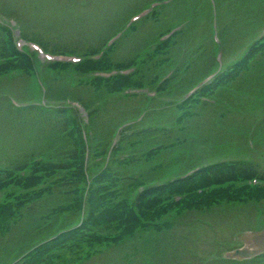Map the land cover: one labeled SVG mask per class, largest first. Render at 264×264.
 <instances>
[{
	"label": "trees",
	"instance_id": "16d2710c",
	"mask_svg": "<svg viewBox=\"0 0 264 264\" xmlns=\"http://www.w3.org/2000/svg\"><path fill=\"white\" fill-rule=\"evenodd\" d=\"M192 1L193 13L187 7V0L179 1L175 6L181 8V13L193 28H199L202 22L210 20L212 16L202 13L200 2L196 4V0ZM232 6L233 4H229L220 9V13L223 14ZM260 7L264 8V3ZM167 10L164 9L166 13ZM163 15L167 14L164 12ZM253 17L256 18L254 14ZM6 30L0 29V75L14 70L20 74L34 73L35 56L17 51L10 33ZM224 30L230 39L233 35L230 25L227 24ZM107 37L104 36L98 42L87 44L83 48L62 46L53 47L52 50L82 55L83 60L76 68L78 72L110 67L124 68L144 59L141 58L144 55L143 50L138 49L125 59L115 60L112 54L118 44H114L103 52L99 60H94L93 54L102 51ZM124 39L120 42L125 43ZM42 44L50 49L48 42ZM207 53H213V49L208 48ZM145 57L152 58L147 53ZM153 64L152 61L145 67L150 74L154 73L156 67V62L154 66ZM257 65L261 68L259 73L264 71V42L254 44L245 58L227 68V72L214 86L213 92L219 97L221 105L202 103V114H197L202 117L199 121L198 117L193 119L199 129L204 124L206 130L210 129V137L214 138L218 129L223 131L230 128L228 124L234 123V119L249 118L245 111L234 112V96L227 92L226 87L234 86L240 77L250 81L253 78L251 82L255 85L256 78L246 74L249 71L256 73ZM69 67L63 62L50 64L56 82L66 79ZM139 71L131 76L118 75L106 81L93 82L91 86L94 87V97L84 94L91 89L87 84L77 94H70L88 109V124L75 107L58 106L50 111L34 106L16 109L8 98L0 97V107L5 106L8 113L14 111L33 115L31 124L38 126L42 133L41 142L28 149H20L16 154L7 156L5 163H0V237H5L12 226L28 220L29 216L30 225L36 224L28 229V240L22 243L20 250L14 253V257L7 264H55L56 260L64 264H77L120 245L123 240L134 237L139 230L150 231L151 227H158L159 221L170 214L176 213L179 216L185 212L189 214V219L194 220L196 216L223 203L264 202V168L261 169L256 163L249 161L193 163L175 174L177 178L165 179L166 169L173 160L167 161L164 156L176 145L188 141L184 124L180 122L185 121L186 117L193 118L194 114L176 116L178 121L172 129L153 124L149 118L150 115L164 110L147 112L139 122L121 128L119 127L123 122L119 125L111 123L113 126L109 128L102 127L103 120L111 118V113L108 112L117 99L108 96L126 86L143 85L145 79L142 75L140 77ZM45 78L48 95H52L54 83L50 81L48 74ZM104 90L108 91L107 99L100 101ZM60 95L66 97L68 92L62 89ZM136 98L132 95L123 99L132 101ZM222 99L228 101L227 106ZM245 106L256 111L259 103L245 100ZM108 108L109 111H106ZM240 110L243 111L244 108ZM128 115H137V119L141 114L128 112L121 117ZM207 120L210 122L206 123ZM260 124L264 126L263 119ZM115 138L117 142L112 146ZM202 140L207 143L208 136ZM87 148L91 164L85 168ZM109 149L112 151L106 164V158L103 162L94 160V157H105ZM176 159L174 163L185 161L179 157ZM156 160L157 164L154 163ZM196 160H205L201 151L196 154ZM202 163L206 165L198 167L187 177H178L182 172ZM255 178L261 182L257 185L248 183ZM39 203L48 208L42 207L35 213ZM173 223L172 220L166 225L172 227ZM215 262L264 264V254L244 262L223 258ZM213 263L214 261L211 262Z\"/></svg>",
	"mask_w": 264,
	"mask_h": 264
},
{
	"label": "rangeland",
	"instance_id": "374dc122",
	"mask_svg": "<svg viewBox=\"0 0 264 264\" xmlns=\"http://www.w3.org/2000/svg\"><path fill=\"white\" fill-rule=\"evenodd\" d=\"M147 1L0 0V13L12 15V17L16 16L17 21L22 25L21 28L29 34L35 37L44 35L41 38L44 40L43 42H48L50 48H61L62 46L83 48L86 43L92 44L96 39H99L102 29H107L105 31L107 33L116 30L125 15L128 16L139 10ZM232 1L230 4H233V6L221 14L220 9L226 7L223 1L196 0V4L200 2L199 7L203 9L202 13L212 16L208 20L210 24L204 27L200 36L206 42V48H211V50L213 48L220 49L228 45L231 49L227 47L228 55H234L235 49L244 46L250 39L256 38L260 26L264 23V10L260 9V5L264 3V0ZM256 1V6H243L248 3L255 4ZM174 11L176 10L167 11L168 15H170V20L177 19L183 15L180 12ZM122 14L125 15L121 17ZM253 14L256 18L253 17ZM157 17L160 20L158 27L168 21L163 19L162 15H158ZM222 17L224 18L222 19ZM235 17H242L243 20L235 26L232 25L234 30V40H232L228 39L224 28L227 26L225 23H230L229 25L234 23L231 19ZM134 24L133 28L126 31V35L129 37L125 39V43L120 42L121 40L118 41V48L113 50L112 56L115 60L125 59L129 55H133L138 50V46L149 40H145V37L147 34L152 33L151 31L156 26L154 20L149 21L143 26H140L138 22ZM14 29V35L18 36L19 28L14 26ZM196 37L194 36V39L189 42L188 51H193V48L196 47L195 45L198 44L199 39H196ZM167 52L174 55L175 62L172 64L173 66L181 63L184 56L181 49L179 50L176 47L173 52L170 50H167ZM164 54H166V51L161 53V55ZM205 64L206 62H203V65L189 77L188 83L183 87L191 85L203 75V72L206 73ZM163 69L164 66L160 67L159 71L162 70L160 75L166 71H163ZM37 73L45 83L47 81L44 75L48 74L50 81L54 83L52 95L47 100L50 103L49 105L67 103V97H70L72 92L77 94L78 91L84 88L85 84L89 83V81H84L87 78H83L81 79L82 82L84 81L82 84L74 73H69L64 81L56 82L54 73L46 63H38ZM37 75L13 72L0 77V95H11L19 102L40 101L44 89L38 85ZM246 76L257 79L258 83L255 84V87L259 91L249 93L244 89L234 86V96L257 98L259 92L264 93V78H262V75L249 71ZM79 77L84 76L79 75ZM173 84H175V81ZM56 86L58 87V92ZM89 87L91 88L89 89L90 91H86L84 94L94 97L92 93L94 87ZM62 89L68 92L65 98H62V95H60ZM174 89L180 91L183 88L174 87ZM107 92V90H104L100 95V101L107 99ZM262 98L264 100V95ZM89 99L91 100L92 98L89 97ZM234 106L243 107L245 103L242 104L241 100L236 99L234 100ZM162 108L164 107L151 105L148 98L145 97H137L132 101L117 98L111 104L110 112H108L111 113V118L107 121L103 120L102 127L109 128L113 126L111 123L119 125L121 122L124 123L127 120L136 119L135 116L137 115L121 117L123 113L133 112L144 116L147 112L158 111ZM234 110L237 111V108ZM106 111H109V108ZM261 114H264V110L262 113H258L257 116H252L249 113L250 116L247 120L234 119V123L229 122L228 124L230 128L223 129V131L218 129L214 138L210 137L208 134L210 129L206 130L204 124V127L200 126L199 129L193 121L194 118L186 117V120L180 123L184 124L188 141L176 145L173 150L168 151L166 156H164L167 161L173 160L166 169V178H172L175 174L193 163L213 161L218 159V156H220L219 158L250 160L258 163L260 168L263 169L264 128L261 130L258 122L259 115ZM30 115V113H17L14 111L8 113L5 106L0 107V163H5L7 156L16 154L20 149H28L41 142L42 133L38 126L31 124V120L33 119L31 117L33 115ZM176 116H178L176 110L168 109L166 112L150 115L149 118L153 124H157L158 126H163L164 124L173 126L178 121V119H175ZM108 117L107 115L106 118ZM201 117H198L197 121ZM208 122L210 120L206 121V123ZM41 127L43 128V126ZM249 134L254 139H249L247 142ZM207 136L208 141L205 143L202 139ZM199 151L202 152L203 159L205 160H196V154ZM176 157L185 159V161L174 163L177 160ZM164 158H159V160L163 161ZM157 160L154 162L155 164L158 163ZM36 206L35 213L41 210L42 207L48 208V206H44L42 203ZM29 220L30 216L28 220L12 226L5 237H0V264L10 262L14 257V253L20 250L22 243L28 240V229L36 225H30ZM172 220L174 221L172 227H167L166 223ZM150 229V231L139 230L134 237L123 240L120 245L113 246L87 261H81L77 264H211L213 261V264H216L215 261H220L229 249L239 246L238 238H242L240 246L255 240L257 233L249 232L245 234L247 230L264 229V202L223 203L222 205L215 206L209 212L205 211L201 215L196 216L194 220L189 219L188 213L184 212L179 214V216L174 213L160 220L158 227H151ZM55 264L64 263L56 260Z\"/></svg>",
	"mask_w": 264,
	"mask_h": 264
},
{
	"label": "water",
	"instance_id": "95a60500",
	"mask_svg": "<svg viewBox=\"0 0 264 264\" xmlns=\"http://www.w3.org/2000/svg\"><path fill=\"white\" fill-rule=\"evenodd\" d=\"M260 252H264V232L255 235V240L251 241L249 246L242 249H236L229 253L233 258H249Z\"/></svg>",
	"mask_w": 264,
	"mask_h": 264
}]
</instances>
